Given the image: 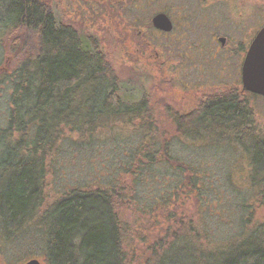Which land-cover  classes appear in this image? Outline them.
I'll use <instances>...</instances> for the list:
<instances>
[{
    "label": "rangeland",
    "instance_id": "374dc122",
    "mask_svg": "<svg viewBox=\"0 0 264 264\" xmlns=\"http://www.w3.org/2000/svg\"><path fill=\"white\" fill-rule=\"evenodd\" d=\"M45 1L81 36L97 40L120 79L122 95L133 103L145 98L149 117L116 122L91 136L69 134L61 150L46 158L41 207H35L34 201L27 212L15 217L7 213L5 194L17 186L24 161L29 167L37 157L20 150L19 138L0 136V264H24L32 258L46 264L43 233L53 220L48 207L76 187L137 184L136 199L131 193V199L123 197L118 207L125 222L130 264H149L182 234H197V242L210 245L214 255L224 249L231 255L233 248L225 240L234 238L250 218L242 239L264 238L260 226L264 206L257 197L261 175L253 174L247 142L211 135L184 137L174 119L197 110L208 95L234 88L253 108L255 133L264 137V97L242 93V65L252 39L264 25V0ZM6 3L0 6V31L8 19ZM158 12H166L173 20L171 32L152 26ZM18 36L15 33L7 41V54L0 45V62L6 58L7 65L18 63L23 45L34 41L31 34L23 40ZM221 36L226 38L224 45ZM17 43L22 46L16 47ZM10 93L9 85L0 82V126L7 124ZM152 136L159 143L172 140L171 155L197 168V173L208 174L206 186L197 190L179 185L177 171L165 163L147 168L143 182L138 174L127 172L132 170L133 154L143 156ZM164 195H170L167 202H159ZM192 258L193 263L195 255Z\"/></svg>",
    "mask_w": 264,
    "mask_h": 264
},
{
    "label": "trees",
    "instance_id": "16d2710c",
    "mask_svg": "<svg viewBox=\"0 0 264 264\" xmlns=\"http://www.w3.org/2000/svg\"><path fill=\"white\" fill-rule=\"evenodd\" d=\"M6 2L8 19L0 31V45L5 53L9 49L7 41L15 33L21 40L27 34L34 39L29 46L23 45V57L18 63L7 65L6 58L0 62V82L11 89L9 117L6 126H0V136L19 138L20 150L37 157L29 167L24 161L15 181L17 186L10 187L5 194L7 213L15 217L27 212L34 201L35 207H41L46 158L61 150L65 140L71 138L69 134L86 137L116 122L143 120L149 109L145 98L133 103L122 95L120 79L97 40L81 36L72 24L58 18L45 0H0V6ZM174 116L184 137L211 135L247 142L253 174L261 175L257 197L264 206V137L261 139L255 133L253 108L238 91L232 88L210 94L194 112ZM148 144L143 148V156L137 158L133 154L135 162H130L132 170L127 171L138 174L139 182H143L147 168L165 163L177 171L179 185L197 190L206 186L208 174L197 173V168L171 155L172 140L159 143L152 136ZM137 187L122 183L111 187H76L64 192L48 207L53 220L43 233L45 263L130 264L124 241L125 222L118 207L123 197L131 199V193L136 199ZM168 197L164 195L159 202H167ZM198 201L202 203V199ZM248 223L251 218L243 221L234 238L225 240L233 248L231 255L226 249L214 255L210 245L197 242V234H182L168 242L149 264H178L179 260L181 264H264V238L242 239ZM260 226L264 227V223Z\"/></svg>",
    "mask_w": 264,
    "mask_h": 264
},
{
    "label": "water",
    "instance_id": "95a60500",
    "mask_svg": "<svg viewBox=\"0 0 264 264\" xmlns=\"http://www.w3.org/2000/svg\"><path fill=\"white\" fill-rule=\"evenodd\" d=\"M157 30L171 32L174 23L166 12H158L151 19ZM219 41L224 45L226 38L221 36ZM242 91L264 96V25L257 31L246 52L242 65ZM24 264H43L38 258H32Z\"/></svg>",
    "mask_w": 264,
    "mask_h": 264
},
{
    "label": "flooded vegetation",
    "instance_id": "af4514ba",
    "mask_svg": "<svg viewBox=\"0 0 264 264\" xmlns=\"http://www.w3.org/2000/svg\"><path fill=\"white\" fill-rule=\"evenodd\" d=\"M246 92H248V91H242L243 94H245ZM249 93H251V92H249ZM251 94H254V93H251ZM255 95H258V94H255ZM258 96H261V95H258ZM262 97H264V96H262Z\"/></svg>",
    "mask_w": 264,
    "mask_h": 264
}]
</instances>
